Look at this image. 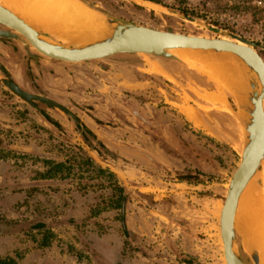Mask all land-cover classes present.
Here are the masks:
<instances>
[{
	"label": "rangeland",
	"instance_id": "rangeland-1",
	"mask_svg": "<svg viewBox=\"0 0 264 264\" xmlns=\"http://www.w3.org/2000/svg\"><path fill=\"white\" fill-rule=\"evenodd\" d=\"M81 1L160 30L232 33L264 59V0L159 1L197 22L143 0ZM69 26L63 29L73 33ZM173 54L114 56L124 66L99 58L62 62L77 70L53 100L95 131L105 149L87 146L63 112L37 103L40 111L0 82V264H226L219 213L240 159L242 111L204 63ZM0 56L15 72V60ZM210 93L218 98H206ZM48 161L62 162L61 170L50 174ZM122 193L127 234L117 204ZM236 243L244 262L254 264L237 233Z\"/></svg>",
	"mask_w": 264,
	"mask_h": 264
},
{
	"label": "water",
	"instance_id": "water-1",
	"mask_svg": "<svg viewBox=\"0 0 264 264\" xmlns=\"http://www.w3.org/2000/svg\"><path fill=\"white\" fill-rule=\"evenodd\" d=\"M132 1L136 3V0ZM150 1L157 4L156 7L165 14L185 20L198 21L195 16L181 14L175 9L161 5L159 2ZM93 9L102 21L105 32L103 36L94 34H86L87 36H85L76 31L69 33L63 28L52 27L29 18L0 0V24L8 28V30L0 29V36L17 37L24 44L29 43L36 50V58L43 57L68 63L94 58L102 59L119 53L132 52L176 58L170 50L181 48L228 54L234 57L233 60L237 65L241 66L244 63L248 67V69H243L245 71L244 88L241 91L230 90L242 111L240 122L244 131V141L241 145L239 163L228 180L227 193L220 208L219 232L222 246H224L226 264H246L236 243V233L240 237L244 250L252 259L251 261L254 264H259L261 259L260 248L251 242V233L247 231L245 225L238 223L236 213L238 203L251 178H255L259 186L263 185L262 179L258 177V172L262 167V159H264L263 57L252 42L232 33H227L226 37H209L160 30V28L134 21L127 22ZM207 28L218 34L222 32L215 25L207 24ZM48 36L56 38V41L51 40ZM0 78V82L5 88L27 104L42 111L37 106V103H42L50 109L63 112L75 125L79 124L78 116L63 104L42 95V93L32 92L22 87L1 62ZM105 168L116 173L108 166Z\"/></svg>",
	"mask_w": 264,
	"mask_h": 264
},
{
	"label": "bare ground",
	"instance_id": "bare-ground-1",
	"mask_svg": "<svg viewBox=\"0 0 264 264\" xmlns=\"http://www.w3.org/2000/svg\"><path fill=\"white\" fill-rule=\"evenodd\" d=\"M13 1L5 0L14 10L16 9L25 16L49 26L63 28L66 25L65 28H67L71 25L76 32L85 36H87L86 34L103 36L105 33L100 16L93 8L85 5L81 0ZM143 1L152 4L154 7L157 6V4L150 0ZM170 51L177 55L182 54V56L186 54V59L194 66L200 61L204 63L209 68V75L225 88L241 91L245 86V71L243 69H248V67L244 63L240 64L241 66L237 65L233 60L234 57L228 54L208 53L195 49L181 48ZM188 53L193 54L189 55ZM217 56L229 58H219ZM206 98L212 100L218 98V96L210 93ZM258 177L262 179L263 185L259 186L256 179L251 178L238 203L236 220L238 223L245 225L247 231L251 233V242L258 245L261 251L259 264H264V159H262V167L258 172Z\"/></svg>",
	"mask_w": 264,
	"mask_h": 264
},
{
	"label": "crops",
	"instance_id": "crops-1",
	"mask_svg": "<svg viewBox=\"0 0 264 264\" xmlns=\"http://www.w3.org/2000/svg\"><path fill=\"white\" fill-rule=\"evenodd\" d=\"M18 41L22 44H24L21 40L18 39ZM4 46L0 43V49H2ZM119 54H124V53H119ZM35 59L38 62H34V64L37 65L36 68L34 69V74H36V82L39 85L40 92H43V94L51 99H58V94L61 93V90L66 89L67 84L66 82L68 81L69 78H73L74 72L77 70L76 66L74 67H66L63 61H58V60H52V59H47V58H36ZM18 61V60H17ZM0 62L4 65L6 70L11 74L15 80L21 85L24 81L19 82L20 79H18V74H15L13 71H10L8 66L5 64L3 59H0ZM80 62V61H79ZM67 63V62H66ZM21 76V74H20ZM68 78V79H67ZM64 82V85H61ZM25 83V82H24ZM52 84H55L56 88L52 87ZM23 86V85H22ZM65 92V91H64Z\"/></svg>",
	"mask_w": 264,
	"mask_h": 264
},
{
	"label": "flooded vegetation",
	"instance_id": "flooded-vegetation-1",
	"mask_svg": "<svg viewBox=\"0 0 264 264\" xmlns=\"http://www.w3.org/2000/svg\"><path fill=\"white\" fill-rule=\"evenodd\" d=\"M0 29L1 30H8V28L6 26H3L0 24ZM12 33H15L14 31H12ZM19 38L17 37H7V36H0V43L4 46L2 49H0L1 52H3L4 56L6 55L8 60V63L12 64V62H15L17 65L18 63H21L23 66L25 65V67L28 66L27 68V72L25 70H22L21 67H17L14 70H16L14 73L18 74V72H20V74H18V76L21 77V81L27 82L28 84H31L33 86L32 92H37V93H42L40 92V88L39 85L36 82V74H34V69L36 68L38 65V62L35 59V52H32L29 48V46H26V44H22L18 41ZM20 40V39H19ZM16 48V51H15ZM27 53V55H26ZM31 55L32 58H29V56ZM118 54H115L113 56H109V57H105L102 59H113V63L119 64L124 66V62L122 59L123 57H117L115 58L114 56H117ZM13 57L15 59H13ZM126 58V57H125ZM0 59H2V56H0ZM96 59V58H95ZM101 59V58H99ZM101 59V60H102ZM4 60V59H3ZM6 60V59H5ZM18 60V61H17ZM37 63L36 64H34ZM36 66V67H35ZM12 71V70H10ZM24 87V86H23ZM25 88V87H24ZM100 121V120H98ZM91 129V128H90Z\"/></svg>",
	"mask_w": 264,
	"mask_h": 264
},
{
	"label": "trees",
	"instance_id": "trees-1",
	"mask_svg": "<svg viewBox=\"0 0 264 264\" xmlns=\"http://www.w3.org/2000/svg\"><path fill=\"white\" fill-rule=\"evenodd\" d=\"M156 2H159L160 0H153ZM77 131L81 134L83 141L87 144V146H89L92 149H96L95 145H100L102 148L105 149L103 143L100 141V138L98 137L97 133L95 131H93L92 129H90L86 124H84L83 122L80 121L79 119V124L76 125ZM83 155L85 156V160H87L88 162H92L93 158L92 156H90L89 154H87L86 152H83ZM50 163V167L48 168V171L50 174H52L51 172H57L61 170V166L63 165L62 162H54V161H48ZM103 171H108L109 174H113L114 172L108 170L107 168H100ZM120 189H122L121 186H119ZM127 199V195L126 194H121L120 197L117 199V204L121 207V215H120V221H121V226H122V231L127 234L128 233V229L126 226V222H125V217H124V203ZM36 225H44V223L38 221L36 222Z\"/></svg>",
	"mask_w": 264,
	"mask_h": 264
}]
</instances>
